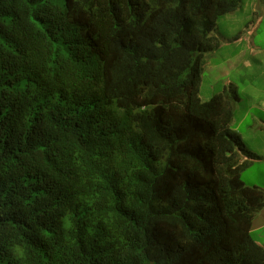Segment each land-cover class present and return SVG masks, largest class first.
<instances>
[{
  "label": "trees",
  "instance_id": "1",
  "mask_svg": "<svg viewBox=\"0 0 264 264\" xmlns=\"http://www.w3.org/2000/svg\"><path fill=\"white\" fill-rule=\"evenodd\" d=\"M243 0H0V264H264V190L202 101Z\"/></svg>",
  "mask_w": 264,
  "mask_h": 264
},
{
  "label": "rangeland",
  "instance_id": "2",
  "mask_svg": "<svg viewBox=\"0 0 264 264\" xmlns=\"http://www.w3.org/2000/svg\"><path fill=\"white\" fill-rule=\"evenodd\" d=\"M212 35L219 40L220 47L203 57L199 98L206 101L232 86L239 97L235 118L245 116L237 130L249 145L264 146L260 137L264 128L251 126L249 120L254 115L256 120L264 121L258 105L264 98V0H243L236 11L217 19ZM235 35L239 37L234 39ZM259 163L242 173V181L264 190V160ZM252 222L250 235L264 248V207Z\"/></svg>",
  "mask_w": 264,
  "mask_h": 264
},
{
  "label": "crops",
  "instance_id": "3",
  "mask_svg": "<svg viewBox=\"0 0 264 264\" xmlns=\"http://www.w3.org/2000/svg\"><path fill=\"white\" fill-rule=\"evenodd\" d=\"M239 37V35H235L233 38L234 39H237ZM251 46V44H250ZM248 63H245V66H247ZM259 107H261V113L264 114V112L262 110H264V98H261V101L260 103L258 104ZM244 118L245 116L243 117H239V118H235V112H234V117H233V120H232V123H231V128L240 134L241 136V139H242V142L245 146V148L252 154H254V156L256 157V159H254L253 161H251V164L246 168L244 169L241 174H240V179L242 180V173L243 172H246L248 169H250L252 167V165L254 163H257V164H260L259 162L263 161L264 160V146H261L260 144H251L249 145L248 143H246V140L244 139V135L239 132L237 129H238V125H240L243 121H244ZM250 120V125L251 126H256V125H259L261 128H264V121L263 120H256L254 118V115L252 117L249 118ZM250 125L248 126V128L250 127ZM264 139V135L260 136ZM244 184L248 185L247 183H245V181L243 180L242 181ZM255 186V185H253ZM257 187V186H255ZM259 188V187H258ZM258 215V214H257ZM257 215L255 216V218L253 219V221L256 219ZM254 227V223L252 222V227H251V230L252 228ZM251 233V232H250ZM262 246V245H261Z\"/></svg>",
  "mask_w": 264,
  "mask_h": 264
}]
</instances>
